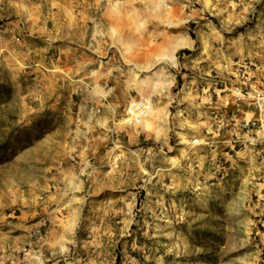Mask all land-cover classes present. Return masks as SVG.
<instances>
[{
  "label": "rangeland",
  "instance_id": "rangeland-1",
  "mask_svg": "<svg viewBox=\"0 0 264 264\" xmlns=\"http://www.w3.org/2000/svg\"><path fill=\"white\" fill-rule=\"evenodd\" d=\"M263 86L264 0H0V264H264Z\"/></svg>",
  "mask_w": 264,
  "mask_h": 264
},
{
  "label": "built area",
  "instance_id": "built-area-1",
  "mask_svg": "<svg viewBox=\"0 0 264 264\" xmlns=\"http://www.w3.org/2000/svg\"><path fill=\"white\" fill-rule=\"evenodd\" d=\"M247 94L256 105L257 115L251 120L242 122L241 130L247 135L249 143L264 142V86L258 90H249ZM150 109L148 100L133 99L125 111V124L130 127L139 125L143 118L149 114Z\"/></svg>",
  "mask_w": 264,
  "mask_h": 264
},
{
  "label": "bare ground",
  "instance_id": "bare-ground-1",
  "mask_svg": "<svg viewBox=\"0 0 264 264\" xmlns=\"http://www.w3.org/2000/svg\"><path fill=\"white\" fill-rule=\"evenodd\" d=\"M169 56H170V58H171V60H175V57H174V55L173 54H169ZM143 82V81H142ZM153 96V95H152ZM148 97V96H147ZM149 100V99H148ZM155 100V99H154ZM149 102H150V106H151V109H150V112H149V114L145 117V118H143V120H142V122L139 124V125H144L145 127H147V128H151L152 126L154 127V125H153V121L155 120H152V117L153 116H155V114H156V111L158 110L157 109V103L155 102V101H152V100H149ZM159 108V107H158ZM161 114V113H160ZM156 122H157V120H155ZM155 122V123H156ZM154 123V124H155ZM139 125H136L135 126V128H138V126ZM145 129V128H144ZM152 129V128H151ZM137 130V129H136ZM147 130H149V129H147ZM138 132V131H137ZM136 133V132H135ZM198 141H194V143H197ZM199 143H201V141L199 142ZM202 143H205V142H202ZM193 144V143H192ZM198 144V143H197ZM196 146V145H195ZM193 149H194V146L192 145V146H190L189 148H188V150H184V154H187L188 152H190V151H193Z\"/></svg>",
  "mask_w": 264,
  "mask_h": 264
}]
</instances>
